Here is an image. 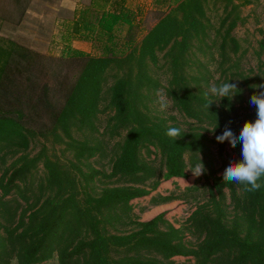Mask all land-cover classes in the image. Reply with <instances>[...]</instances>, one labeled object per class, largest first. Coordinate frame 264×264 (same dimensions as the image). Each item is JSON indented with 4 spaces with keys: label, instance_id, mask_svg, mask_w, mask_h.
<instances>
[{
    "label": "trees",
    "instance_id": "16d2710c",
    "mask_svg": "<svg viewBox=\"0 0 264 264\" xmlns=\"http://www.w3.org/2000/svg\"><path fill=\"white\" fill-rule=\"evenodd\" d=\"M126 1L91 0L89 7L81 10V17L72 25L73 35L98 40L101 54L91 56L69 48L72 58L79 59L82 66L63 90L60 106L53 95L57 87L39 68L38 61L50 58L0 37V150L22 153L35 137H42L64 145L77 163L90 159L97 148L74 134L97 131L104 103V111H112L106 124L108 135L125 133L117 144L108 177L128 184L105 187L97 195L86 193L81 198L77 176L45 150L33 158L22 156L6 181L9 187L3 186L6 193L11 188L21 191L15 181L26 184L39 164L44 177L31 190L33 200L22 195L26 206L20 212L19 204L12 207L0 201L5 222L0 224L1 238L8 257L18 258L19 264L41 263L54 253L59 264H163L175 256H193L195 264H211L215 256L226 254V264H264V186L248 192L242 184L220 183L222 176L214 178L212 208L192 215L202 236L196 248H189L180 230L172 225L160 230L161 215L141 223L136 232L105 234V225L121 220L118 207L128 209L131 200L148 194L147 182L152 181L155 188L162 176L158 167L141 161L142 148L158 150L164 160L165 179L186 177L188 167L200 158L204 166L211 167L212 146L221 154L228 145L241 160V144L233 148L227 141L218 143L215 137L229 123L238 135L246 121H255L256 108L246 101V92L252 96L259 91L253 86L264 84V66L254 76L255 84L242 72L231 73V78L227 75L241 49L232 33L245 23L241 10L252 0H154L157 6L174 5L143 33L138 11ZM210 5L221 11L218 27L211 25L207 15ZM88 14L93 17L89 19ZM212 29L221 70L215 84L234 83L232 78L238 77L236 95L220 102L217 97L205 96L200 83L208 82V70L196 58L197 52L204 53L202 46ZM261 43L264 46V41ZM158 71L166 76V85L155 77ZM161 88L185 117L208 126L210 130H203L211 135L198 130L185 132L176 124L151 119L145 112L147 102ZM209 100L219 103L213 102L208 109ZM171 127L181 130L176 141L166 135ZM258 183L264 185V177ZM224 187L229 189L236 213L231 225L224 221L219 205Z\"/></svg>",
    "mask_w": 264,
    "mask_h": 264
},
{
    "label": "rangeland",
    "instance_id": "374dc122",
    "mask_svg": "<svg viewBox=\"0 0 264 264\" xmlns=\"http://www.w3.org/2000/svg\"><path fill=\"white\" fill-rule=\"evenodd\" d=\"M91 0H0V37L12 39L26 47L35 48L43 56L50 59L40 60L39 68L50 77L57 87L53 93L54 100L58 106L63 102V90H65L77 77L82 63L79 59L71 56V50H80L87 55L99 56L101 45L98 40H86L72 37L73 23L81 17L83 9L89 7ZM163 3V2H162ZM126 4L138 11V19L141 33L150 29L158 19L165 14L174 4L157 6L154 0H127ZM242 15L246 18L243 25L236 27L232 35L239 41L241 49L234 57V68L227 75L231 78V73L242 72L250 79V84H255L254 76L259 69L264 66V46L260 43L264 41V0H252L250 4L242 7ZM220 10H214L210 5L207 10L211 25L218 27ZM89 17V14H88ZM91 16L89 19H91ZM214 29L210 32L206 44H203L204 53L197 52V57L206 66L207 83H200L203 90L208 92L209 86L215 83L220 77L219 57L217 43L213 40ZM262 44V43H261ZM121 46V44H120ZM71 50H70V49ZM230 63V65H231ZM263 63V65H261ZM227 67V65L225 66ZM41 72V74H42ZM40 76L38 72H34ZM196 74V71H192ZM163 85H166V76L162 72L155 73ZM228 77V78H229ZM238 77H233L236 83ZM240 82H244L239 78ZM59 83V87H58ZM164 94V89H159ZM211 96V95H210ZM251 95L246 92V101H250ZM169 99V98H168ZM157 92L150 95L145 112L153 120H163L168 124H176L185 132L198 130L211 135L208 126L199 125L194 120L185 117L170 101V107L166 111H160L157 103ZM103 111L98 115L96 121L97 131L94 133H75L74 137L80 141H86L95 146L96 154L90 158L77 163L73 153L68 151L64 145L54 143L50 138L35 137L25 152L6 153L0 150V201H6L7 206L19 204V212L25 208L24 197L33 200L32 189L36 188L37 183L43 179L44 170L41 164L37 170L33 171L26 179V184L16 180L21 191L11 188L6 193L3 186H8L6 182L14 169L20 165L19 159L27 155L33 158L43 150L54 160H58L65 167L69 168L80 181V188L83 198L84 194L97 195L105 187L125 186L127 183L118 178H109L112 162L117 151V144L122 142L124 132L120 135L111 137L106 130L108 117L112 114L111 110ZM203 128L205 130H203ZM212 149V165L204 166L206 171L196 177L192 171L187 169L184 178L165 179L164 160L158 150L154 147L142 148L139 151L141 161L150 163L160 170L162 176L157 181V186L153 188L152 181L147 182L145 189L148 194L135 198L125 207H118L116 210L121 216V220L112 226L105 225L104 232L107 235H127L141 229V223L148 222L161 215L159 229L164 230L168 225H172L181 232L183 242L189 248H196L202 240L197 222L192 219V215L198 211H205V208H212L211 194L216 193L214 182L215 177L222 176L224 169L230 161H239L238 156L226 145L225 149L219 154L215 146ZM187 158V157H186ZM77 166L78 168H76ZM80 171H79V170ZM220 183L223 180L219 181ZM82 186V187H81ZM6 193V194H4ZM239 193V192H238ZM224 196L219 199V205L224 214V221L231 225V221L236 215L233 203L230 198L229 189L223 188ZM23 195V196H22ZM0 224H5L0 209ZM243 231V228H241ZM4 236L0 228V264H11L13 259L7 255V246L1 238ZM114 256V255H113ZM156 259H161L156 255ZM226 254L214 257L211 264H226ZM8 262V263H7ZM163 264H195L193 256H175ZM37 264H59L57 254L54 253L48 260Z\"/></svg>",
    "mask_w": 264,
    "mask_h": 264
},
{
    "label": "clouds",
    "instance_id": "9594fccd",
    "mask_svg": "<svg viewBox=\"0 0 264 264\" xmlns=\"http://www.w3.org/2000/svg\"><path fill=\"white\" fill-rule=\"evenodd\" d=\"M259 89L250 97V105L256 108L255 121H246L240 129L239 134L229 125H225L222 134L215 137L218 143L227 141L231 147L235 148L239 143L242 145L241 156L239 161H230L222 173L224 182H235L244 185V190L248 192L258 191L262 186L258 181L264 177V84L254 85ZM237 90L236 83L224 82L219 85L212 83L208 92L205 94L219 98V102L229 96L233 98ZM157 103L160 111H166L170 107V101L166 94L161 90L157 91ZM219 103L215 100H209L206 107L213 103ZM214 128L212 131L215 132ZM166 135L175 141L181 137V130L171 127L167 130ZM193 175L198 177L203 174L206 169L201 161L189 168ZM11 264H19L18 258L14 257Z\"/></svg>",
    "mask_w": 264,
    "mask_h": 264
},
{
    "label": "crops",
    "instance_id": "0c3cea01",
    "mask_svg": "<svg viewBox=\"0 0 264 264\" xmlns=\"http://www.w3.org/2000/svg\"><path fill=\"white\" fill-rule=\"evenodd\" d=\"M72 37H75V39H76V38H79V37H76L75 35H74V36H72ZM32 49H33V48H32ZM34 49H35V48H34ZM78 51H80V50H78ZM80 52H81V51H80ZM82 53H84V52H82Z\"/></svg>",
    "mask_w": 264,
    "mask_h": 264
}]
</instances>
